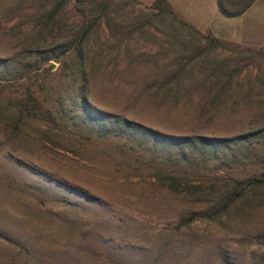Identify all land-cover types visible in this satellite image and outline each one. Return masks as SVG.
Returning a JSON list of instances; mask_svg holds the SVG:
<instances>
[{
	"label": "rangeland",
	"instance_id": "1",
	"mask_svg": "<svg viewBox=\"0 0 264 264\" xmlns=\"http://www.w3.org/2000/svg\"><path fill=\"white\" fill-rule=\"evenodd\" d=\"M154 2L0 0V264H264V38Z\"/></svg>",
	"mask_w": 264,
	"mask_h": 264
},
{
	"label": "crops",
	"instance_id": "2",
	"mask_svg": "<svg viewBox=\"0 0 264 264\" xmlns=\"http://www.w3.org/2000/svg\"><path fill=\"white\" fill-rule=\"evenodd\" d=\"M175 10L179 12L189 22L195 24L199 28L210 27L213 22H209L207 17L209 14L216 17H225L224 22L238 21L241 23L240 34L243 37L247 32L249 37L264 38V0H255L243 13L237 16H225L219 10L217 0H201L198 8L187 10L189 0H168ZM244 25L247 28L244 29ZM211 28V27H210Z\"/></svg>",
	"mask_w": 264,
	"mask_h": 264
},
{
	"label": "trees",
	"instance_id": "3",
	"mask_svg": "<svg viewBox=\"0 0 264 264\" xmlns=\"http://www.w3.org/2000/svg\"><path fill=\"white\" fill-rule=\"evenodd\" d=\"M254 1L255 0H217V4L222 14L232 17L243 13ZM160 4L167 5L169 8H171V4L168 2V0H155V7H159ZM84 39V36L79 39L78 48H80L81 52ZM254 181L262 182L263 180L261 178H257Z\"/></svg>",
	"mask_w": 264,
	"mask_h": 264
}]
</instances>
